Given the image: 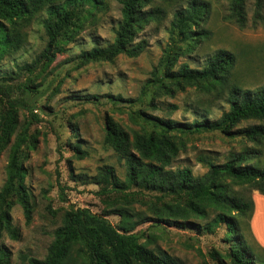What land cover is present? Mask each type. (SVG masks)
Instances as JSON below:
<instances>
[{
    "label": "trees",
    "instance_id": "obj_1",
    "mask_svg": "<svg viewBox=\"0 0 264 264\" xmlns=\"http://www.w3.org/2000/svg\"><path fill=\"white\" fill-rule=\"evenodd\" d=\"M107 1L0 0V61L22 45L19 22L44 13L42 27L47 40L36 59L42 63L43 71L75 40L84 24L94 20L97 11L107 8ZM117 1L120 19L113 41L105 47L83 51L81 64L113 62L120 55L135 58L144 51V42L134 41L162 10H146L155 0ZM263 8L264 0H254L255 21L263 19ZM209 13V4L202 0L185 1L183 7L173 13L168 29L172 43L164 50L159 63L162 72L156 69L146 82L152 93L149 104L153 105L161 96L172 98L187 88H194L207 100L224 102L227 111L212 120L205 111L201 115L193 112L196 118L190 123L147 116L142 123L150 129L142 127L131 133L106 117L103 142L124 160L125 180L120 182L112 168L105 167L97 177H79L76 181L96 184L100 187V195L120 194L121 206L111 209L120 219L117 227L87 208L69 207L61 225L53 232L45 257H29L28 264H179L169 255L156 253L148 247L154 233L135 231L144 222H153L148 228H189L206 233L224 224L230 246L220 258L221 264H264L246 244L243 229L254 209L250 191L264 196V86L249 90L235 84L236 59L225 50L214 52L199 68H191L187 63L177 65L180 56L193 53L209 40L210 32L205 28ZM224 19L243 28L247 22L245 0H228ZM174 37H179L183 45H176ZM15 68L27 73L25 81L15 86L10 83L12 77L0 78V156L7 151L5 181L0 188V232L6 231L13 236L10 212L14 204L22 207L27 220L31 211L25 185L27 170L21 161L24 149L30 147L31 122L26 115L20 119V115L21 112L31 114L32 71L28 63ZM109 99L114 104L121 100L119 96H109ZM175 109L172 105L171 110ZM245 121L259 123L237 129ZM202 131H217L228 138L241 134L253 147L232 154L223 163L201 158L199 161L207 169L202 177H195L188 168L172 169L183 146L179 141L181 136ZM74 149L80 153L78 147ZM143 191L158 194V201H143L150 205L153 217L132 213L127 208L139 202L129 199ZM0 264H9V254L3 248H0Z\"/></svg>",
    "mask_w": 264,
    "mask_h": 264
},
{
    "label": "rangeland",
    "instance_id": "obj_2",
    "mask_svg": "<svg viewBox=\"0 0 264 264\" xmlns=\"http://www.w3.org/2000/svg\"><path fill=\"white\" fill-rule=\"evenodd\" d=\"M185 1L189 0H155L146 8H159L162 13L138 33L134 43L145 44L139 56L120 55L113 62L83 65L80 57L83 51L105 47L113 41L120 19V5L117 0H108L107 8L97 11L94 20L86 22L75 40L43 71L42 63L36 59L47 40L42 27L44 13L19 22L22 45L0 61V78L12 77L10 83L16 86L28 75L25 71L18 72L15 66L25 63L31 66V114L21 112L20 115V119L26 115L31 122L30 147L24 149L25 156L21 159L27 170L25 185L31 211L27 220L22 207L15 203L10 212L15 236L0 232V248L8 252L9 264H28L29 257L43 259L53 232L61 225L63 214L69 207L87 208L92 213L103 215L117 227L120 219L111 209L121 206L120 194L109 192L100 195V187L96 184L76 181L79 177H97L105 167L112 168L120 182L125 180L124 160L103 142L106 117L131 133L142 127L150 129L142 123L147 116L190 123L196 118L193 112L201 115L205 111L212 120L227 111L228 106L224 102L207 100L194 88H187L172 98L161 96L154 100L153 105L149 104L152 93L146 82L156 69L162 72L160 60L172 43L169 24L173 13L182 8ZM202 1L210 8L205 24L210 38L193 53L180 56L177 65L187 63L191 68H199L214 52L225 50L236 59L233 69L235 84L249 90L264 86V8L263 19L255 21L254 0H245L247 22L239 28L224 19L228 0ZM173 42L183 45L179 37H174ZM148 86L151 87L150 84ZM109 96H119L121 100L114 104ZM197 101L201 103L196 104ZM172 105L176 106L175 110H171ZM258 123L245 121L237 129ZM179 141L183 146L171 168H188L195 177H202L207 172L199 161L201 158L223 163L232 154L253 147L241 134L228 138L217 131L185 134ZM75 146L80 149L79 154ZM6 159L7 151H4L0 156V188L5 181ZM252 164L256 165L255 162ZM254 193L250 191L249 196L253 198ZM157 195L143 191L129 199L139 202H133L127 208L132 213H146L153 217L150 205L143 201H158ZM250 220L243 228L245 242L264 262V250L254 241ZM151 223H141L135 231L153 232L155 236L148 247L156 253L169 255L179 264H221L220 258L228 252L230 242L226 240L228 233L224 224L206 233L189 228H148Z\"/></svg>",
    "mask_w": 264,
    "mask_h": 264
},
{
    "label": "crops",
    "instance_id": "obj_3",
    "mask_svg": "<svg viewBox=\"0 0 264 264\" xmlns=\"http://www.w3.org/2000/svg\"><path fill=\"white\" fill-rule=\"evenodd\" d=\"M254 210L250 220V229L256 245L264 250V196L254 191Z\"/></svg>",
    "mask_w": 264,
    "mask_h": 264
}]
</instances>
